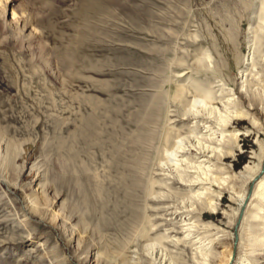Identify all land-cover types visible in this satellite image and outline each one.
<instances>
[{
  "label": "rangeland",
  "instance_id": "1",
  "mask_svg": "<svg viewBox=\"0 0 264 264\" xmlns=\"http://www.w3.org/2000/svg\"><path fill=\"white\" fill-rule=\"evenodd\" d=\"M262 3L0 0V138L12 153L6 161L0 153L8 177L0 182V264H202L195 241L209 237V222L223 233L211 255L224 256L235 242L238 195L252 186L245 169L260 165L264 148V115L250 109L264 100ZM253 40L256 66L243 87ZM230 98L231 110H248L256 123L228 126L251 130L222 162L237 178L218 211L199 217L188 167L198 164L199 142L221 138L211 110L224 113ZM93 115L96 130L85 134ZM254 224L240 228L238 257L264 264Z\"/></svg>",
  "mask_w": 264,
  "mask_h": 264
},
{
  "label": "bare ground",
  "instance_id": "2",
  "mask_svg": "<svg viewBox=\"0 0 264 264\" xmlns=\"http://www.w3.org/2000/svg\"><path fill=\"white\" fill-rule=\"evenodd\" d=\"M93 4H94L93 7L95 10L96 9L98 10L101 8V5L99 2L96 1ZM260 11L264 12V3H262ZM253 42H254L253 45H251L252 53L247 58V64L249 67H247V69L242 71L243 87L246 86L244 84L248 82L247 76L250 73L251 69L256 66V60L254 58V52L256 51V42H255V40H253ZM248 71H249V73H247ZM200 87H203V85H200ZM206 89H207V87H205V90ZM179 90L181 91L182 89L180 88ZM213 93H215V92H213ZM202 95H203V100H199L201 103L204 102V100L206 98H209L211 96V93L208 90V91H205L204 94H201V96ZM176 99L179 101H182L184 99V90H183V94L177 92V94L175 95V100ZM206 101H209V100H206ZM230 101L232 102L231 98L227 99V102L225 103L226 111L224 113H222L217 108H212V110H211L212 113H215V114H213L214 116H217L216 115V113H217L220 117L218 124H220L221 138L220 139L214 138L213 139L214 142L213 143L211 142L210 144H207V145L203 144L202 142H199L197 145L198 151H199V156L197 157L198 164L193 165V163L192 164L190 163V165H189L190 167H188V168H191L188 170H192L191 173L196 175L195 177H193L192 180H189L187 182V185H188L187 187H188L190 193L193 194L192 195L193 197H191L192 201H190V203H191L190 206L192 207V209L194 211L197 209L198 206H201L202 209H200L201 213L199 214L200 215L199 217H202V214H203L202 211H205L206 209H209L213 212L218 211L219 206H220V201L222 200V197H223L224 190H226V189L232 190V187L231 188L229 187V180L232 178H237V176L234 174L232 176L231 175L225 176L227 173L226 172L227 168L223 167L222 162H224L225 158L228 157L229 155H234V148L239 147V145L241 143L242 136L243 135H249L251 130L250 129H247V130H229L228 126L233 122V120H238L241 118H249L256 123L255 118L253 117L252 113H250L248 110L247 111H245V110H231L230 107L232 106L233 103H230ZM162 102L163 101L159 98L156 101V103H154L155 105H154V107L151 110L150 115H149L150 120H154L157 118V116L159 114V110H160L159 107H161L159 105H161ZM192 105L195 106V103L193 102ZM250 109L256 110L257 112L264 115V100L262 99L261 104L257 108H254L253 105H251ZM96 123H97V119L93 115L90 119H88L86 121L85 128L82 130L83 133L87 134L90 132L91 129L96 130V128H95L97 126ZM88 130H89V132H88ZM174 134H175V130L173 128L171 129V131H167L166 142L168 144L170 143V145H172L171 142L173 140ZM212 135H213V133H212ZM202 141H204V140L202 139ZM205 142H207V140ZM207 143H209V142H207ZM178 144H179V141L176 142L174 149L177 150ZM8 147H9V143H6L3 139L0 138V153H1V151L4 150V152L2 153V158H4L5 161L7 160L8 155L11 153L10 152L11 148H8ZM12 149L15 150V148H13V147H12ZM166 150L168 151L169 149L167 148ZM8 151L10 152L9 154H8ZM170 151H171V149H170ZM173 151H175V150H172V152ZM167 157H166V159H167ZM214 159L216 161H214ZM170 160H171V157H170ZM184 161H186V160H184V159L179 160L177 162V165H182L181 163L182 162L184 163ZM197 161H195V162H197ZM261 166H263V170H262ZM245 170L248 172L249 177H250V179L248 180V185H250V186L252 185V186L249 189L248 196L241 195V194L238 195L239 202H240V204H239L240 205V212L239 213H241V211L243 210V215H242L240 223L238 224V221H237L238 225L236 224V226L234 228V238H235V231H237V234H238L237 242L235 239L234 245H232V247H229L227 249H226V247L223 246V248H225L227 250L226 254L224 256H222L221 253H218L216 255H214V254L211 255L213 253L211 251L213 250V248L216 245L221 246L223 244V242H222V237H223L222 234L223 233L220 232L219 230L213 232V229H211V228H214L215 224L210 223V222L204 223L205 226L208 227L206 230V234L208 233L209 237H207L206 240H203L202 238L197 237V240L195 241L196 244L199 245L198 249L200 250V253H202L201 255L204 256L202 264H247V262L249 261L248 253L245 256H239L238 257L239 246H237L239 243L240 228L247 221H251V222L255 223L253 225V228H252V232L255 234L251 233L253 245H255L256 243H260V244L264 245V214H261V212L264 211V148L262 149V154L260 157V165L256 169H253L252 167H250L248 165ZM220 172H221V174H220ZM0 173H1L0 182L7 181V178H8L7 175L4 174L3 172H0ZM216 187L220 189V192L215 190ZM253 187L255 188V191H254V194L251 196V194L253 192ZM251 188H252V192L250 193ZM232 192L234 193V190ZM38 195H40V192L38 193ZM29 200H30L29 203L31 206L39 207L37 205L36 198L30 197ZM39 213H41V211ZM41 214H44V213H41ZM55 215H57V217L55 216V218L52 219L54 221L53 222L54 225L56 223H58L59 214H55ZM238 220H239V218H238ZM47 223H50V222H47ZM193 227H194V224H192V225L190 224L189 229H191ZM257 228H261V229L257 230ZM141 234H143V237L146 236V227H143L141 229ZM234 251H235V255L233 258ZM222 252H224V251H222Z\"/></svg>",
  "mask_w": 264,
  "mask_h": 264
},
{
  "label": "water",
  "instance_id": "3",
  "mask_svg": "<svg viewBox=\"0 0 264 264\" xmlns=\"http://www.w3.org/2000/svg\"><path fill=\"white\" fill-rule=\"evenodd\" d=\"M251 192H252V188H251V190H250V193H251ZM242 215H243V210H242L241 213H240V217H239V220H238V224H239L240 221H241ZM238 224H237V225H238ZM235 239H236V242H237V239H238L237 231H235Z\"/></svg>",
  "mask_w": 264,
  "mask_h": 264
}]
</instances>
